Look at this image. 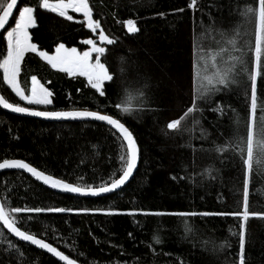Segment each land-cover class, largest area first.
<instances>
[{
  "label": "trees",
  "instance_id": "1",
  "mask_svg": "<svg viewBox=\"0 0 264 264\" xmlns=\"http://www.w3.org/2000/svg\"><path fill=\"white\" fill-rule=\"evenodd\" d=\"M89 2L94 19L116 41L105 44L102 57L114 75V81L105 83V95L92 89L86 77L53 69L35 53L25 55L19 79L28 89L31 76L36 75L52 91L53 103L36 108L87 109L120 118L140 149L137 171L122 190L83 198L50 189L21 170H9L0 174L1 203L6 210L72 209L20 213L16 218L22 230L45 239L80 264H238L242 221L215 213L243 210L246 168L242 160L250 118L255 28V18L246 9L256 6V0H197L195 9L189 7L191 0ZM22 6L37 7V24L30 35L41 50L52 53L64 43L85 51L88 46L82 41L88 38L99 43L98 33L86 27L82 14L71 12L74 19L68 21L39 9L38 0H21ZM127 19L137 22L138 33L127 32ZM13 25L14 19L9 28ZM5 32L0 35V59L6 55ZM212 56L221 70L235 64L230 79L236 83L218 86L219 93L212 90L202 99L198 85L206 81L197 79V62L201 78L212 76ZM231 57H241L243 66ZM0 93L9 102L28 106L3 83L2 70ZM257 93L259 123L264 116V74L257 79ZM117 103L128 106L131 113L118 112ZM189 107L194 111L179 129L169 130L167 124L184 116ZM241 138L244 157L237 147ZM217 146L228 150L221 154ZM122 155H126L125 142L105 124L51 122L0 108V162L23 159L69 183L99 186L113 175L118 177ZM109 211L116 214H106ZM133 211L164 215L126 214ZM191 212L213 215H175ZM249 212L257 215L246 222V264H264V145L259 144L249 173ZM185 227L191 231L185 233ZM154 236H159L160 244L154 243ZM0 264L62 263L0 226Z\"/></svg>",
  "mask_w": 264,
  "mask_h": 264
},
{
  "label": "snow or ice",
  "instance_id": "2",
  "mask_svg": "<svg viewBox=\"0 0 264 264\" xmlns=\"http://www.w3.org/2000/svg\"><path fill=\"white\" fill-rule=\"evenodd\" d=\"M197 0H191L190 8L195 9ZM38 8L47 10L51 13L58 14L59 17L65 18L68 21L74 19L73 15L69 14L71 10L74 14H82L83 22L86 27L93 33H98L100 43L96 39L88 38L82 41L83 45L88 46L87 50L79 51L76 47L68 48L64 43H59L55 47L54 54H49V51L41 50L36 43L32 42V36L29 29L34 28L37 24V17L35 15L37 7L23 6L19 7L18 0H0V30L6 31L7 49L6 55L0 59V70H2L3 83L11 89V92L18 97L19 101L25 102L28 106H22L21 103L9 102L4 95H0V107L5 110L28 114L35 117H43L55 120L63 119H93L96 121H103L110 125L126 142V155H122L120 160L122 162L120 174L118 177L113 175L109 181H102L99 186L91 184L82 185L79 183H69L66 180L58 179L52 175L46 174L44 171L38 170L30 163L25 162L23 159H3L0 162V170L3 169H21L30 173L37 180L42 181L45 185H49L53 189H61L63 191L80 194L98 196L104 193L114 192L120 189L129 181L133 176L134 170L137 168L139 160V148L132 132L126 127L120 118H114L113 115L102 114L100 111L91 110H68V111H47L38 110L34 106H48L53 103L52 91L45 87L43 83L37 78L36 75L31 76V86L26 89L22 86L20 81L22 62L24 61L27 53H35L44 61H47L53 69H59L71 75L79 74L86 77L88 84L92 89H95L100 96L105 95V83L114 81V75L110 73L109 67L105 62H102V57L106 55V47L102 44L113 45L116 41L105 33L99 19H94L93 7L90 6L89 0H38ZM178 11H183L179 9ZM18 12V17L15 13ZM247 14H251L255 18L254 28V46L251 49L253 53V66L250 71V89H251V102H250V118L247 123L246 129V158H243L242 163L246 168L245 180L243 184V210L231 213H215L216 215H231L241 219L240 232H239V259L238 264H246L245 260V245H246V222L250 216L257 214L249 212V173L253 169L254 148L256 145H264V139L257 141L255 137H264V116L259 117L257 123L258 109V93H257V79L264 74V0H256V6H248L246 9ZM10 19H14V26L9 28ZM127 32L129 34H136L140 31L137 22L134 19H127L125 22ZM240 50V49H238ZM242 51V50H240ZM95 54V58L93 56ZM212 68L214 69L212 76H203L201 78L199 61L197 67V79L206 81L198 85L201 98L215 90L217 93L221 91L218 86L227 88L230 83H236L232 77L236 71V66L226 69H219L217 65V57L212 56ZM233 61L239 62L243 66V59L241 57H231ZM208 70V66H204V71ZM121 72L124 70L121 69ZM144 93L140 92L143 97ZM143 100H141V103ZM195 105V101L193 102ZM118 112L122 114H130L131 109L117 103L115 105ZM194 107H189L184 116L180 119L173 120L167 124L169 130H178L181 122L192 112ZM245 143L241 138L237 145L241 157L245 156V148L242 146ZM218 152L223 154L228 149L225 146H217ZM209 174L211 169H208ZM175 179V177H173ZM72 211V209H65L59 207L50 208H28V207H12L6 210L5 205L0 203V226L6 229L9 235H14L20 241L30 242L31 245L37 246L39 249L46 250L48 253L57 257L60 261L66 264H77V260L70 259L69 255L60 251L53 244L48 243L43 238H38L35 234H30L29 231L22 230L18 226L16 214L20 213H42V212H55L62 213ZM83 212L89 211L88 209L81 210ZM106 214H116L109 211ZM129 215H164V213H149V212H128ZM180 217H192L197 215H213L212 213H178L175 214ZM191 231L190 227H185V233ZM131 235V234H130ZM153 241L155 244H160L159 236H154Z\"/></svg>",
  "mask_w": 264,
  "mask_h": 264
},
{
  "label": "water",
  "instance_id": "3",
  "mask_svg": "<svg viewBox=\"0 0 264 264\" xmlns=\"http://www.w3.org/2000/svg\"><path fill=\"white\" fill-rule=\"evenodd\" d=\"M20 1L21 0H18V5L20 4ZM17 13V12H16ZM16 13H15V15H16ZM12 21V19H10V22ZM4 32V30H0V35L2 34ZM0 95H2L1 93H0ZM23 106V105H22ZM0 108H2V107H0ZM3 109V108H2ZM4 111H6L7 113H10V114H13V115H17V116H24V117H30V118H36V119H41V120H46V121H51V122H69V121H94V122H99V123H102V124H105V125H107V126H109V127H111L110 125H108L106 122H103V121H96V120H93V119H76V120H72V119H63V120H55V119H49V118H43V117H35V116H31V115H28V114H22V113H14V112H11V111H8V110H5V109H3ZM38 110H42V111H44V109H39L38 108ZM80 110H83V109H80ZM47 111H53V110H47ZM55 111H61V110H55ZM63 111H68V110H63ZM91 111H93V110H91ZM102 113V112H101ZM102 114H106V113H102ZM110 115V114H109ZM114 118H117V117H115L114 116ZM123 122V121H122ZM124 123V122H123ZM125 124V123H124ZM126 125V124H125ZM126 127H127V125H126ZM112 128V127H111ZM113 129V128H112ZM129 129V128H128ZM115 130V129H114ZM130 130V129H129ZM116 132H117V130H115ZM118 133V132H117ZM119 134V133H118ZM120 135V134H119ZM133 137H134V135H133ZM135 138V137H134ZM135 140H136V138H135ZM137 142V141H136ZM125 144H126V142H125ZM137 145H138V143H137ZM138 148H139V146H138ZM10 159H18V158H10ZM139 161H140V149H139V160H138V165H137V168H138V166H139ZM2 162V161H1ZM25 162H27L26 160H25ZM27 163H29V162H27ZM32 165V164H31ZM33 167H35L34 165H32ZM37 168V167H36ZM137 168L134 170V173H133V176L135 175V173H136V171H137ZM38 170H40L39 168H37ZM9 170H14V169H3V170H0V174L1 173H3V172H6V171H9ZM17 170H21V169H17ZM22 172H24V173H26L27 175H29L31 178H33L34 180H36L37 182H39V183H41L42 185H44V186H46V187H48V188H50V189H53V188H51L49 185H45L42 181H40V180H37L35 177H33L30 173H28L27 171H25V170H21ZM40 171H42V170H40ZM46 173V172H45ZM46 174H48V173H46ZM48 175H50V174H48ZM133 176L132 177H130V179H129V181L128 182H126V184L124 185V186H122L120 189H118V190H116V191H114V192H110V193H104V194H100V195H98V196H91V195H80V194H74V193H69V192H66V191H63V190H61V189H53V190H56V191H59V192H65V193H69V194H72V195H74V196H78V197H83V198H95V197H103V196H107V195H110V194H113V193H115V192H118V191H120V190H122L123 188H125L129 183H130V181L132 180V178H133ZM57 178V177H56ZM58 179H60V178H58ZM0 203H1V201H0ZM7 231V230H6ZM12 237H14L15 239H17V240H19L18 238H16L14 235H11ZM39 238V237H38ZM20 241V240H19ZM22 242H24V241H22ZM24 243H27V244H29V245H31L30 244V242H24ZM31 246H33V247H35L36 249H38V250H41V251H43V252H45L46 254H48V255H50L52 258H54L55 260H57L58 262H60V263H62V264H66V262H62V261H60L57 257H55V256H53L52 254H50V253H48L46 250H42V249H39L37 246H34V245H31ZM55 247V246H54ZM70 258V257H69ZM70 259H72V258H70ZM77 264H80V263H78L77 262Z\"/></svg>",
  "mask_w": 264,
  "mask_h": 264
},
{
  "label": "rangeland",
  "instance_id": "4",
  "mask_svg": "<svg viewBox=\"0 0 264 264\" xmlns=\"http://www.w3.org/2000/svg\"><path fill=\"white\" fill-rule=\"evenodd\" d=\"M23 7V6H22ZM69 14L71 15V10L69 11ZM17 17H18V14H17ZM14 26V25H13ZM31 29V28H30ZM30 29H29V32H30ZM5 37H6V32H5ZM99 43H100V41H99ZM98 43V44H99ZM66 46V45H65ZM101 46H104L105 47V44H102ZM67 47V46H66ZM68 48H71V47H68ZM77 48V47H76ZM79 51H81L79 48H77ZM55 52V51H54ZM54 52H52V53H49L50 55L51 54H54ZM95 58V54H94V56H93V59ZM78 74V73H77Z\"/></svg>",
  "mask_w": 264,
  "mask_h": 264
}]
</instances>
